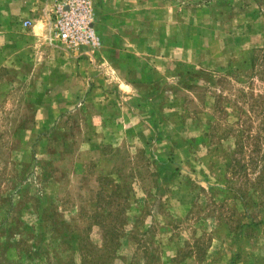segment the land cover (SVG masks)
<instances>
[{
	"label": "rangeland",
	"instance_id": "obj_1",
	"mask_svg": "<svg viewBox=\"0 0 264 264\" xmlns=\"http://www.w3.org/2000/svg\"><path fill=\"white\" fill-rule=\"evenodd\" d=\"M164 1L70 48L0 0V264H264V0Z\"/></svg>",
	"mask_w": 264,
	"mask_h": 264
},
{
	"label": "built area",
	"instance_id": "obj_2",
	"mask_svg": "<svg viewBox=\"0 0 264 264\" xmlns=\"http://www.w3.org/2000/svg\"><path fill=\"white\" fill-rule=\"evenodd\" d=\"M95 14L94 0H56L51 15L55 38L70 48L97 45Z\"/></svg>",
	"mask_w": 264,
	"mask_h": 264
},
{
	"label": "crops",
	"instance_id": "obj_3",
	"mask_svg": "<svg viewBox=\"0 0 264 264\" xmlns=\"http://www.w3.org/2000/svg\"><path fill=\"white\" fill-rule=\"evenodd\" d=\"M53 1L51 7L56 2V0ZM162 1L164 0H94L98 34L104 38L105 44L108 45L118 39L105 38L104 35L107 32L115 33L118 38L119 34L130 27H146L145 24L151 21L153 12L158 10L160 16ZM165 1L163 5H166ZM46 13L49 15L50 9Z\"/></svg>",
	"mask_w": 264,
	"mask_h": 264
}]
</instances>
